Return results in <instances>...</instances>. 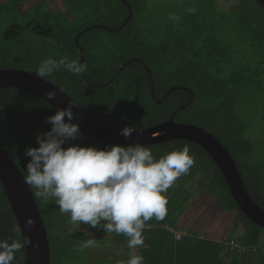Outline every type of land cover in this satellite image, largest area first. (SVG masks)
<instances>
[{"label": "trees", "instance_id": "trees-1", "mask_svg": "<svg viewBox=\"0 0 264 264\" xmlns=\"http://www.w3.org/2000/svg\"><path fill=\"white\" fill-rule=\"evenodd\" d=\"M26 1L0 3V69L35 73L39 63L50 56L78 57L87 65L86 73L76 76L59 71L45 79L93 116L117 127L144 128L172 118L209 131L227 147L249 195L264 208V157H253L254 146L245 136L246 122L234 109L243 89L259 88L262 83L264 8L256 0H237L229 10L217 8L216 0H197L191 7L195 13L180 11L178 22L169 20L161 27L141 17L148 0H64L66 10L50 0L24 7ZM230 35L259 56L254 65L236 64ZM56 110L32 92L0 89V144L24 177L30 161L25 150L38 147L36 136L50 130L47 117ZM80 133L72 143L99 149L115 145L81 129ZM184 145L196 163L168 190L167 215L147 223L144 246L135 249L136 253L144 257V264H264V228L239 209L204 148L184 139L145 146L159 158ZM195 179L201 190L216 198L218 212H233L226 238L200 237L191 229L192 234L177 240L164 226L178 228L176 220L191 197L185 185ZM29 187L47 232L50 264H119L129 258L132 250L127 237L116 234L111 237L115 249L97 260H88L83 251L75 252L90 238L88 231L69 230L68 215L61 214L54 202L36 197L35 189ZM17 225L0 182V239L22 242L21 233L17 236L14 231ZM239 228L243 232L236 235ZM230 241L237 245L231 246ZM24 260L23 248L16 253L14 264H24Z\"/></svg>", "mask_w": 264, "mask_h": 264}, {"label": "clouds", "instance_id": "clouds-1", "mask_svg": "<svg viewBox=\"0 0 264 264\" xmlns=\"http://www.w3.org/2000/svg\"><path fill=\"white\" fill-rule=\"evenodd\" d=\"M195 11V8L188 9L190 13ZM170 19L178 22L180 18L170 14ZM49 43L56 44L54 40ZM87 70V65L78 57L61 55L43 59L35 74L48 78L56 72L67 71L79 76ZM44 95L52 101L57 91L49 89ZM78 106L69 101L67 107L47 117L50 130L37 134L38 147L25 150V156L30 157L25 182L35 189L36 197L58 205L59 212L68 215L75 230L83 223L127 237V247L132 251L129 258L119 264H144V257L135 249L144 246L146 225L153 218L156 221L165 218L168 190L179 178L189 174L196 158L187 145L157 158L149 147L140 143L104 149L72 143L81 136L78 123L73 122V109ZM134 131L138 130L126 126L120 134L129 139ZM66 144L68 146L64 147ZM35 224V218L27 217L24 227L31 230ZM14 231L19 236L22 230L17 225ZM29 244L33 249L39 247L28 236H24L22 242L0 239V264H14L16 253ZM97 246V240L89 238L74 251L79 253Z\"/></svg>", "mask_w": 264, "mask_h": 264}, {"label": "water", "instance_id": "water-1", "mask_svg": "<svg viewBox=\"0 0 264 264\" xmlns=\"http://www.w3.org/2000/svg\"><path fill=\"white\" fill-rule=\"evenodd\" d=\"M264 8V0H256ZM78 42V37L76 38ZM81 63L83 61L81 60ZM14 87L32 92L47 101L55 109L68 106L69 101L75 102L61 88L45 78H39L35 73L18 68L0 69V89ZM57 91L55 100L48 101L45 91ZM160 102V101H158ZM77 103V102H75ZM78 104V103H77ZM79 128L87 134L107 143L127 146L140 143L154 145L172 139H184L200 145L211 156L223 176L229 192L243 214L260 227L264 228V208L259 206L249 195L244 186L236 163L226 146L209 131L186 122H177L172 118L144 128H136L129 139L121 134V127L104 122L82 106L73 109ZM18 166L0 144V182L15 215L17 224L21 228V238H31L39 247L33 249L31 244L24 248V264H50V250L47 232L39 208L34 200L29 185ZM27 217L36 220L35 226L29 230L24 227Z\"/></svg>", "mask_w": 264, "mask_h": 264}, {"label": "rangeland", "instance_id": "rangeland-1", "mask_svg": "<svg viewBox=\"0 0 264 264\" xmlns=\"http://www.w3.org/2000/svg\"><path fill=\"white\" fill-rule=\"evenodd\" d=\"M3 0H0V3ZM39 0H27L23 6H28ZM49 1V0H47ZM57 3L62 10H66L64 0H50ZM197 0H176L168 2L167 0H148L146 10L142 13V19L146 20L149 25L165 26L170 19V14H177L180 11H186L196 5ZM237 0H216L217 8L221 10H229ZM228 41L232 44V57L236 64L247 62L254 65L255 55L249 46L244 42L237 40L232 35L228 36ZM262 83L259 88H245L241 91L239 97L234 102V109L241 118L246 122L245 136L251 140L254 146L253 157L260 159L264 157V121L261 120V112L264 106V72L261 75ZM198 178V177H197ZM180 179V178H179ZM179 179L170 188L172 190ZM185 188L191 192L188 205L183 210L181 216L176 220L175 225L180 227L194 228L200 235L207 236L216 240L226 238L231 233V217L233 212H218L216 206V198L209 193L201 190L197 186V180L189 181ZM67 228L71 231L86 230L90 238L97 240V247L84 249V253L88 260H97L102 253L112 252L116 244L111 237L115 233H107L102 228H90L88 225L81 223L78 229L70 222ZM185 229V228H183ZM193 232V231H192ZM238 233H242L243 229L239 228ZM264 241V232L261 234ZM77 264V263H72ZM85 264V263H79ZM87 264V263H86Z\"/></svg>", "mask_w": 264, "mask_h": 264}, {"label": "built area", "instance_id": "built-area-1", "mask_svg": "<svg viewBox=\"0 0 264 264\" xmlns=\"http://www.w3.org/2000/svg\"><path fill=\"white\" fill-rule=\"evenodd\" d=\"M164 226L174 235V238L177 239V240L180 239L184 235L192 234L191 232L183 230V229H180V228L172 227V226H169V225H164ZM199 236L201 237L203 235H200V233H199ZM230 245L231 246H236L237 244L234 241H230Z\"/></svg>", "mask_w": 264, "mask_h": 264}, {"label": "crops", "instance_id": "crops-1", "mask_svg": "<svg viewBox=\"0 0 264 264\" xmlns=\"http://www.w3.org/2000/svg\"><path fill=\"white\" fill-rule=\"evenodd\" d=\"M180 226H178V228H179ZM180 228H186L185 226L183 227H180ZM189 229H194L193 227L192 228H189ZM239 234H241V233H238V232H236V235H239ZM207 237V236H206Z\"/></svg>", "mask_w": 264, "mask_h": 264}]
</instances>
